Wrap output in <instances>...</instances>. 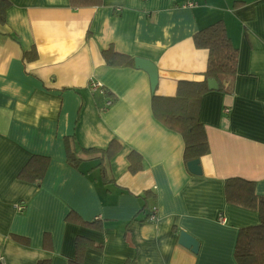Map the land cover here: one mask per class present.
Here are the masks:
<instances>
[{
	"label": "crops",
	"instance_id": "0c3cea01",
	"mask_svg": "<svg viewBox=\"0 0 264 264\" xmlns=\"http://www.w3.org/2000/svg\"><path fill=\"white\" fill-rule=\"evenodd\" d=\"M7 1L0 23L4 264H68L78 236L102 246L86 252L85 264H238L239 231L261 218L227 202L225 181L254 182L264 196V0H103L80 9L70 0ZM218 21L239 50L238 71L230 93L211 90L202 98L209 153L196 175L185 162L182 136L156 119L152 103L154 95L176 97L180 82L204 79L208 52L193 37ZM110 48L154 63L155 92L146 71L108 66L102 52ZM32 49L37 59L29 62ZM91 80L110 96L94 92ZM108 99L115 102L100 110ZM65 137L85 150L120 145L105 170L112 182L95 169L98 154L79 151L86 161L80 171L72 168ZM133 152L142 158L137 174L130 172ZM34 155L51 159L41 187L18 179ZM147 192L146 210L157 209L153 222L142 213ZM70 212L103 221L104 230L66 223ZM182 232L197 242L196 251L180 244ZM45 234L51 251L43 248Z\"/></svg>",
	"mask_w": 264,
	"mask_h": 264
},
{
	"label": "trees",
	"instance_id": "16d2710c",
	"mask_svg": "<svg viewBox=\"0 0 264 264\" xmlns=\"http://www.w3.org/2000/svg\"><path fill=\"white\" fill-rule=\"evenodd\" d=\"M103 0H70L74 9L83 7L101 6ZM243 2H237L236 7ZM11 3L7 0L0 1V23H6V13ZM194 44L198 49H204L208 52V63L204 79L201 81H183L178 84L177 95L173 98L153 96V111L156 119L165 125L168 129L179 133L185 143L184 159L186 164L200 160L209 153V142L206 130L200 122V108L202 98L211 92L208 87V80L215 79L219 84V91L230 93L228 84L236 77L238 71L239 50L233 44L226 25L223 21L213 23L200 30L193 37ZM104 60L111 67H134L135 59L129 55L118 54L113 48L102 52ZM29 62L37 59L35 49L25 54ZM110 96L107 94L106 96ZM109 98V97H108ZM113 103L115 102L114 99ZM104 107V106H103ZM103 107L100 110L103 111ZM65 148L68 164L80 171L82 164L86 161L80 157L81 151L84 155H99L98 169L101 178L105 184L112 182L107 177L106 167L113 156L120 152L121 146L111 144L106 151L98 149L80 148L74 137H65ZM130 172L137 174L143 168L142 158L136 152L129 156ZM51 159L47 156L34 155L18 174V179L22 182L41 187L47 174ZM225 194L229 204H233L248 210H255L259 213L261 223L256 226L242 228L239 231L235 258L238 264H264V196H257L256 185L254 182L241 178H229L225 181ZM152 193L147 192L143 198L144 204L142 213H145L146 219L150 217L153 208L148 211L147 200ZM66 223L81 226L93 231H103V221H84L75 212H70ZM17 239L26 243L23 238ZM43 248L46 251L52 250V239L49 234L43 238ZM102 246L94 241L78 236L75 240V256L69 259L68 264H85V254L89 249H101ZM38 264H49V261H41Z\"/></svg>",
	"mask_w": 264,
	"mask_h": 264
},
{
	"label": "water",
	"instance_id": "95a60500",
	"mask_svg": "<svg viewBox=\"0 0 264 264\" xmlns=\"http://www.w3.org/2000/svg\"><path fill=\"white\" fill-rule=\"evenodd\" d=\"M135 67L142 69L149 74L150 82H151V88H152V91L155 92V90L158 86V81H159L157 66L148 60L136 58L135 59ZM208 87L210 90H218L219 89V85L215 79H210L208 81ZM199 163H200L199 160H195V161H192L188 164V168L193 174H196V175L201 174V169H200ZM180 244L183 245L184 247L188 248V249H192L193 251H196L198 248L197 242L192 237H190L188 234H186L184 232L181 233Z\"/></svg>",
	"mask_w": 264,
	"mask_h": 264
},
{
	"label": "built area",
	"instance_id": "2783aa9c",
	"mask_svg": "<svg viewBox=\"0 0 264 264\" xmlns=\"http://www.w3.org/2000/svg\"><path fill=\"white\" fill-rule=\"evenodd\" d=\"M185 7H193L194 4L191 2H188L184 5ZM90 88L94 91V92H98L101 95H106V89H104L103 85L95 80H91L90 81ZM113 105V100L112 99H108L107 104L105 105V108L103 107V111L106 109L108 110L111 106ZM157 219V209L153 208V211L149 217L150 221H156ZM0 264H4V262H0Z\"/></svg>",
	"mask_w": 264,
	"mask_h": 264
},
{
	"label": "bare ground",
	"instance_id": "6f19581e",
	"mask_svg": "<svg viewBox=\"0 0 264 264\" xmlns=\"http://www.w3.org/2000/svg\"><path fill=\"white\" fill-rule=\"evenodd\" d=\"M25 205L24 204H19L18 205V209H19V211L20 212H23L24 210H25ZM0 262H4V260H2L1 258H0Z\"/></svg>",
	"mask_w": 264,
	"mask_h": 264
}]
</instances>
